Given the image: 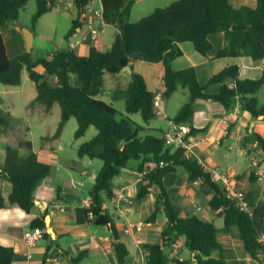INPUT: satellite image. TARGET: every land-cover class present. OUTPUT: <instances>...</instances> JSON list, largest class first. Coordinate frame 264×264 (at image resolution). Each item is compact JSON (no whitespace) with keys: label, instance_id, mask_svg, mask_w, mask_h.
I'll return each instance as SVG.
<instances>
[{"label":"trees","instance_id":"trees-1","mask_svg":"<svg viewBox=\"0 0 264 264\" xmlns=\"http://www.w3.org/2000/svg\"><path fill=\"white\" fill-rule=\"evenodd\" d=\"M91 1L75 0L78 14ZM136 1L102 0L104 21L118 28L107 51L92 46L89 55L84 56L74 49L61 48L51 55L36 58L27 51L9 58L1 28L8 21L17 23L20 20V12L28 0H0V83L20 85L24 69L28 70L37 87L34 100L45 104L47 110L56 103L60 105L61 120L52 138L61 135L72 117L78 121L76 138L84 136L91 125L98 129L89 141L78 147L79 157L88 156L103 162L89 190L91 206L85 208V213L90 223L107 226L112 237L118 240L114 243L118 264H128L130 251L121 239L114 216L104 203L106 197L111 199L114 196L115 179L133 160L138 163L135 168L143 172V183L134 200L140 202L154 186L160 189L155 208L145 222H156L161 213L167 218L159 241L143 245L149 251L146 264H229L216 224L198 215H185L173 201L165 178L176 173L178 167L188 174L189 182L201 181L200 191L210 195L208 206L218 212L225 230L236 227L244 249L254 259L261 256L264 264V244L258 240V235L264 231V202H258L256 194L250 190L246 194L250 210L241 208L237 199L219 181L212 179L211 173L197 159L189 157L184 148L166 143L165 129L146 127L130 116L141 113L144 121L148 122L158 114L153 102L156 93L149 88L144 76L134 71V62L146 60L164 63V97H170L180 88L189 90L188 101L171 119L176 124L190 126L189 135L200 131L194 126V104L197 100L216 101L227 111L238 100L241 108L249 111L253 119H264V104H260L258 98L264 86V75L241 78L239 66L228 64L202 83L194 66L177 70L172 65L183 55L180 43L191 42L196 51L207 55L213 47L209 36L218 32L225 34V46L218 51V58L246 56L264 60V0H257L254 7L243 5L240 8H235L231 0H172L165 6H156L150 14L133 22L130 16ZM55 3L56 0H36L37 9L31 17L30 27L34 32L38 20L52 11ZM80 26V22L74 20L67 38L73 36ZM128 65L132 68V80L125 88L118 87L113 92L114 99H125V111H120L96 96L103 90L106 71L116 74ZM39 67L43 71L38 70ZM212 85L220 86L216 93L208 91ZM17 122L19 120L11 113L0 110L1 127L8 129ZM245 141L244 146L247 141H256L264 159L262 135L248 131ZM4 150L0 174L11 182L12 189L6 199L0 187V208L17 204L30 212L36 203V190L52 175L53 166L29 148L22 152L20 147L6 145ZM257 177L253 169L250 182L254 184ZM59 192L60 189L56 201L60 199ZM46 216L47 212H43L34 218L31 227L44 229V235L48 237L51 234L47 232ZM178 237H184V247L190 253L195 252L194 256L184 259L170 257L167 249ZM60 247L57 238L53 239L46 255L50 251H59ZM64 252L69 254L66 250ZM86 255L82 251L71 256L69 261L81 264ZM17 257L13 247L0 242V264H12Z\"/></svg>","mask_w":264,"mask_h":264},{"label":"crops","instance_id":"crops-1","mask_svg":"<svg viewBox=\"0 0 264 264\" xmlns=\"http://www.w3.org/2000/svg\"><path fill=\"white\" fill-rule=\"evenodd\" d=\"M140 1L142 0H137L136 3ZM89 5L93 11L103 12L102 0H92ZM74 11L73 21L78 20L81 26L73 36L67 39V45L58 46L47 52V55H51L54 51L61 48H71L80 55H89L92 44L88 35V27L79 20L77 9ZM105 26H112L116 35L118 28L115 25L105 23ZM1 32L4 36V46L9 58L26 51L25 37L17 23L8 21L2 26ZM209 39L213 47L207 55H202L196 51L191 42L180 43L183 55L173 61V67L180 70L194 66L202 83H205L213 74L219 72L228 64H237L239 66L241 78H259L264 75V60H253L246 56L217 57L218 51L225 46L224 32L212 34ZM112 43H109L105 50L101 49L99 44L95 47L102 51H107ZM133 66L134 71L141 74H144V70H146L148 75L145 74L146 77L142 75L145 79L147 78L146 81L149 88L156 94L160 93L163 111L153 119L167 117L168 128L169 121L176 114L172 116L167 113L168 103L165 105L164 102L163 106L164 99L167 98L166 102H168L169 98L181 93L182 106L189 98V91H187V88H180L170 97L162 95L165 73V66L162 61L148 62L139 60L134 62ZM112 76L124 80L126 85L122 88H125L132 80V74L126 70H122ZM23 78L24 71L22 73V82ZM20 85H6L8 89L0 91V110L11 113L18 120L20 117L16 110V102L19 99L18 94L22 90H13L11 88L19 87ZM219 87V85H212L208 88V91L216 93ZM194 109V126L200 131L190 134L188 138L190 150L187 155L197 159L210 173L219 171L220 173L228 174L231 189L237 190L248 186L246 194L252 190L258 196L255 188H250L251 182L249 178L253 170L250 168L251 152L256 149L260 151V146L257 145L256 141H247L248 144L246 146H244V142H246L245 137L248 131L257 132L264 137V119H253L249 111L241 108L238 100L234 107L228 111L220 103L206 100H197L194 104ZM136 114H130L131 118ZM153 119L148 121V125L145 126L157 127L156 125H151ZM20 124L25 123L20 122ZM167 128L163 129L166 130ZM12 140L5 143L3 147L6 145L20 147V144H16ZM26 140L30 142L29 149L36 152L42 160L49 162L53 166V172L37 188L35 193L36 203L30 212L25 211L17 204H8L0 208V242L13 247L18 254L12 264H71L69 261L70 257L76 256L82 251L86 252L87 255L81 264L83 261H88L90 264H118L114 246L116 239L112 237L109 228L107 226L98 227L90 223L85 213L86 202L90 199L89 190L94 185L96 176L103 164H97L96 159H91L88 156H67L60 140L50 142L49 138H43L38 146L33 144L30 139ZM20 148L21 150L28 149L24 146ZM2 163L0 162V166H2ZM137 165L136 161H130L129 165L121 170L120 175L115 179L114 196L111 199L106 197L104 203V207L109 209L116 220L121 239L129 248L128 264H146V249H144L143 245L158 242L161 232L167 223L165 214L161 213L156 222L141 225L142 219L146 221V218L153 212L156 196L160 189L154 186L151 193L140 202L134 200V195L140 190L143 183V172L135 168ZM165 181L170 189L171 197V190L173 189L176 196L181 198L180 202L173 201L182 208L185 215H198L213 222V217L216 214L218 215L217 211L211 210L208 205L205 206L206 212L204 214L197 210L200 206L195 203V195L198 192L200 193L201 181L189 182L188 174L181 167H178L176 173L166 176ZM257 182L258 184L263 183L262 195L264 192V178L259 180L257 177ZM0 187L4 197L8 199L12 184L5 180L1 174ZM58 189H60V199L56 201ZM205 199L208 203L210 195H206ZM257 201L261 200L257 199ZM262 202H264V198ZM43 212H47L49 224L53 228L54 234L52 233L48 237L43 234L34 242H27L25 234L33 229L31 221ZM55 238H57L61 246L59 251H50L46 255L48 245ZM219 239L226 249L229 264H263L261 256L260 259H254L244 249V242L240 239L238 231H220ZM184 241V237H178L175 241L177 242L176 247L172 244L167 249L170 257L184 259L194 256L184 247ZM64 250L68 251L69 254H65Z\"/></svg>","mask_w":264,"mask_h":264},{"label":"rangeland","instance_id":"rangeland-1","mask_svg":"<svg viewBox=\"0 0 264 264\" xmlns=\"http://www.w3.org/2000/svg\"><path fill=\"white\" fill-rule=\"evenodd\" d=\"M172 0H142L136 3L132 9V13L130 16L131 21H137L140 18L150 14L156 6H165L169 4ZM257 0H231L232 5L235 8H240L243 5H248L254 7L256 5ZM37 9L36 0H28V3L24 9L20 12V20L19 22L23 23L26 27H31V17L33 13ZM75 9L73 10H63L59 11L53 9L52 11L44 14L38 21L35 29V39L32 49V55L36 57L46 56L47 52L52 51L54 48L58 46L67 45V34L72 27L73 24V16L75 15ZM115 37V30L112 26H105V30L99 36V45L100 48L105 50L109 43L113 42ZM38 70L43 71L42 67H39ZM137 72V71H136ZM139 73V72H138ZM143 74V73H142ZM145 74L148 75L146 70H144ZM114 73L105 72L104 75V86L103 90L96 96L99 99H102L108 103L113 104L118 110L125 111L126 102L124 98H113V92L115 88H122L126 84L124 80L114 78ZM146 77V76H145ZM147 79V78H146ZM2 89H8L6 85L0 84V91ZM13 90H22L18 95L19 99L16 102V110L20 117L19 122L14 123L10 128L4 129L0 128V162L4 161L5 150L4 144L8 141L20 144L24 147H29L30 142L26 139H30L33 144L38 146L42 139L49 138L50 142L54 140H60L63 148L66 150L65 154L67 156L78 155V147L82 143L89 141L98 131V129L92 125L86 132L83 137L76 138L75 131L78 128V121L75 117H72L65 124L64 129L61 135L58 137L59 139L52 138V136L56 133L57 128L59 126L61 120V108L58 103L54 104V106L47 110L45 104L35 101L34 98L37 96V87L33 80H31L28 70L24 69V78L22 85L19 87L11 88ZM187 91H189L187 89ZM176 95V94H174ZM258 97L260 98V104H264V88L261 89L258 93ZM167 98L163 101L165 105L168 103L167 113L173 116L176 114V110L180 108L183 99L181 98V93H178L173 98H169L168 102ZM188 101V100H187ZM43 112V113H42ZM133 119L142 125H148L147 122L144 121L141 113H137L133 116ZM152 120V119H151ZM23 122L25 124H20ZM29 125V127H28ZM151 125H156L157 127L167 128L168 119L167 117H159L153 119ZM4 133H3V132ZM12 137V138H11ZM57 143V142H55ZM22 152H25L26 149H22ZM255 158L258 160L259 165L264 167V159L261 151H257V149L251 152L250 155V168L255 169L254 164H252V159ZM96 163L102 165L103 162L100 159H96ZM134 161V160H133ZM3 164V163H2ZM257 182V181H256ZM256 182L254 184H250V188H255L257 191L256 198L261 200L262 202L264 198L263 183ZM237 189V188H236ZM244 189V190H243ZM248 190V186L246 188L237 189L236 191H243L245 194ZM172 198L176 202H180V197L176 196V193L172 189ZM198 196V197H197ZM206 194L205 191H200L195 195L196 204L201 208H198L200 212L204 214L206 212L205 206L208 205L206 199L204 200ZM193 205V204H192ZM196 207V206H195ZM197 208V207H196ZM213 222L219 228V231H227L224 228L223 220L217 214L213 217ZM145 220L142 219L141 225L145 224ZM96 226V225H95ZM103 227V226H98ZM229 231H238L236 227H233ZM82 264H90L88 261H83Z\"/></svg>","mask_w":264,"mask_h":264},{"label":"built area","instance_id":"built-area-1","mask_svg":"<svg viewBox=\"0 0 264 264\" xmlns=\"http://www.w3.org/2000/svg\"><path fill=\"white\" fill-rule=\"evenodd\" d=\"M50 5V2H49ZM56 10H72L76 9L75 0H56L55 6L53 7ZM79 20L86 24L88 27V35L90 38V42L92 46H96L99 43V36L104 30L105 21L102 13L95 12L91 9V6L88 5L83 12L79 14ZM160 93L156 94L154 97V106L157 110V113L160 114L163 111L162 102H161ZM191 131V127L184 124H176L173 120L169 121V127L166 129L165 137L166 143L168 145H173L178 148H184L187 152L190 150V146L188 143L189 133ZM258 145V144H257ZM261 151V148H260ZM252 164L255 166L256 173L258 175L259 180L264 178V167L259 165L257 159H252ZM212 179L219 181L225 189L229 192V194L237 199L240 207L246 210H250L248 207V201L246 198V194L243 191H236L230 188V177L228 174L220 173L219 171H213L211 173ZM91 206V199H88L86 202V208ZM200 208V207H198ZM44 229L42 228H33L32 230L26 232L25 238L27 242H34L37 238L43 236ZM258 240L264 244V231H262L258 235ZM177 242L173 243V246L176 247ZM146 257L149 254V251L146 249Z\"/></svg>","mask_w":264,"mask_h":264},{"label":"water","instance_id":"water-1","mask_svg":"<svg viewBox=\"0 0 264 264\" xmlns=\"http://www.w3.org/2000/svg\"><path fill=\"white\" fill-rule=\"evenodd\" d=\"M18 24V27H20V29L22 30L23 34H24V37H25V41H26V51L27 52H32V49H33V44H34V39H35V34H34V31L29 28V27H26L23 23L21 22H17ZM123 70H126L128 71L129 73H132V68L128 65V66H125L123 68ZM46 222H47V232L50 233V234H54V230L53 228L50 226L49 224V216L46 217ZM118 240H115V242H117ZM193 255H195V252H192ZM196 260V258H194Z\"/></svg>","mask_w":264,"mask_h":264}]
</instances>
